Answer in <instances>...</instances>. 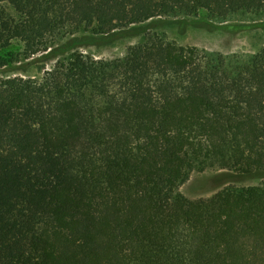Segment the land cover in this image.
<instances>
[{
	"label": "trees",
	"instance_id": "16d2710c",
	"mask_svg": "<svg viewBox=\"0 0 264 264\" xmlns=\"http://www.w3.org/2000/svg\"><path fill=\"white\" fill-rule=\"evenodd\" d=\"M262 13L264 0H0V51L52 57L81 31ZM207 166L263 181L181 196ZM47 211L83 264H264V47L243 59L153 34L113 60L0 76V264H60Z\"/></svg>",
	"mask_w": 264,
	"mask_h": 264
},
{
	"label": "rangeland",
	"instance_id": "374dc122",
	"mask_svg": "<svg viewBox=\"0 0 264 264\" xmlns=\"http://www.w3.org/2000/svg\"><path fill=\"white\" fill-rule=\"evenodd\" d=\"M153 34L178 46L248 59L264 47V13L258 16L236 15L226 22H216L201 16L157 18L105 35L81 31L59 41L58 47H62L63 53L59 52V55L52 57H45V53H41L24 59L23 45L13 41L8 49L0 51V57L6 65L0 68V76L39 77L42 70L51 68L58 58L71 53H80L96 60H113ZM223 173L228 176L220 175ZM260 177V174L239 176L232 171L207 166L199 172H192L180 187L179 193L191 201L209 199L225 189L256 187L263 181ZM42 227L49 233V241L57 250L60 264H83L75 254L76 242L61 236L55 212H46Z\"/></svg>",
	"mask_w": 264,
	"mask_h": 264
}]
</instances>
